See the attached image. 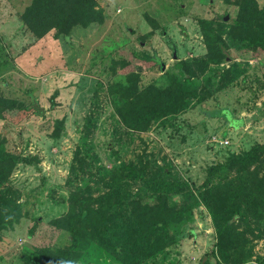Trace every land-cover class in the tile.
<instances>
[{"label":"rangeland","instance_id":"374dc122","mask_svg":"<svg viewBox=\"0 0 264 264\" xmlns=\"http://www.w3.org/2000/svg\"><path fill=\"white\" fill-rule=\"evenodd\" d=\"M96 1L105 13L104 24L75 28L70 38L59 41L52 36L38 39L23 24L21 14L32 0H0V135L7 149L22 159L7 188L20 191L26 213L0 241V264H22L20 253L28 252L29 246L67 242L50 222L68 210L70 168L76 149L83 147L85 152L86 143L106 171L117 170L119 159L136 167L142 163L151 179L188 181L197 195L209 167L264 144L261 60L233 44L227 34L237 14L233 2ZM257 1L264 7V0ZM206 31L222 33L229 43V60L218 67L233 69L232 79L222 83L208 71L190 85L207 97L202 103L190 100L186 111L155 122L146 132L128 131L119 121L108 85L127 83L129 72L138 73L143 84L160 88L168 85L169 76L184 82L181 62L206 57ZM34 101L46 111L44 116L26 110ZM227 114L245 125L235 128ZM62 118L64 131L56 139V121ZM91 119L96 125L89 143L85 124ZM215 136L227 138L230 146L214 144ZM227 175L217 174L212 183ZM131 185L134 191L141 187ZM91 188L95 191L93 183ZM175 236L176 243L161 252L155 264H217V231L203 204ZM263 256L260 241L255 257L245 264H261ZM78 264L123 263L92 244Z\"/></svg>","mask_w":264,"mask_h":264},{"label":"trees","instance_id":"16d2710c","mask_svg":"<svg viewBox=\"0 0 264 264\" xmlns=\"http://www.w3.org/2000/svg\"><path fill=\"white\" fill-rule=\"evenodd\" d=\"M230 2L237 14L227 34L233 44L257 55L264 76V7L257 0ZM21 19L36 38L52 36L60 41L70 38L75 28L103 25L105 13L96 0H32ZM204 36L206 57L181 62L184 82L169 76L168 85L160 88L143 84L138 73L129 72L127 83L108 85L119 121L128 131L146 132L155 122L186 111L190 100L202 103L207 97L190 85L208 71L216 81L232 79L233 69L218 67L229 60V43L220 32L206 31ZM207 82L213 84L210 76ZM26 110L40 116L46 112L35 101ZM64 124V118L56 121L54 138H61ZM95 125L92 119L85 124L89 143ZM84 147L85 152L83 147L76 149L66 183L68 210L50 222L67 242L29 246L28 252L20 253L22 264H78L92 244L123 264H155L154 259L176 243L175 233L191 222L200 204L211 214L217 231L213 253L217 264H245L255 257L256 244L264 241V144L232 153L225 163L209 167L198 195L188 181L151 179L142 163L140 168L119 159L117 170L106 171L93 147L87 143ZM20 163V156L7 149V140L0 135V241L26 216L20 191L7 188ZM224 172L228 175L212 183ZM85 178L90 183L83 184ZM132 182L141 187L134 191ZM259 262L264 264V256Z\"/></svg>","mask_w":264,"mask_h":264},{"label":"water","instance_id":"95a60500","mask_svg":"<svg viewBox=\"0 0 264 264\" xmlns=\"http://www.w3.org/2000/svg\"><path fill=\"white\" fill-rule=\"evenodd\" d=\"M229 20V17H226L225 18V21H228ZM161 69L164 71L165 70V65L164 64H161ZM228 115V119L231 123V125H233L235 128H240V127H243L245 125V121L244 120H236V119H233L231 114H227Z\"/></svg>","mask_w":264,"mask_h":264},{"label":"built area","instance_id":"2783aa9c","mask_svg":"<svg viewBox=\"0 0 264 264\" xmlns=\"http://www.w3.org/2000/svg\"><path fill=\"white\" fill-rule=\"evenodd\" d=\"M212 141L214 144L219 145L221 148H227L228 146H230V141L224 137L215 136L213 137Z\"/></svg>","mask_w":264,"mask_h":264}]
</instances>
